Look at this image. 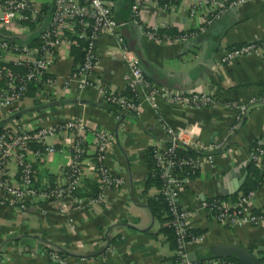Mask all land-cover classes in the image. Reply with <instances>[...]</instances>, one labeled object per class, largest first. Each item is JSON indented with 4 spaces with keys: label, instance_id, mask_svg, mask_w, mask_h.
Wrapping results in <instances>:
<instances>
[{
    "label": "crops",
    "instance_id": "0c3cea01",
    "mask_svg": "<svg viewBox=\"0 0 264 264\" xmlns=\"http://www.w3.org/2000/svg\"><path fill=\"white\" fill-rule=\"evenodd\" d=\"M33 1L45 17L33 25L24 23L14 34L0 30V37L37 46L50 6L47 0ZM188 1L176 0L173 9L146 2L140 11L141 21L176 31L198 29L207 11L202 7L190 10ZM133 2H114L118 21L130 19ZM120 32L139 57L150 85L175 92L207 93L218 104L191 107L158 99L152 105L143 100L139 115L121 111L109 105L103 95L105 91L128 94L127 66L116 48L115 36L105 34L98 40L96 70L89 84L81 87L71 52L75 43L72 39L81 38L75 29L67 30V42L55 52L47 70L53 85L37 81L38 87H30L20 101L1 112L0 130H28L81 118L89 127L85 133L89 156L94 151V131L113 133L106 164L122 182L105 189L96 202L78 196L83 205L67 210H62L59 203L36 198H30L23 209L0 205V264H54L44 252L50 246L63 251L68 264H175L173 247L162 230L166 213L156 217L148 205V200L159 193L157 184L147 183L151 171L149 150L166 144L165 125L181 130L185 140L213 147L212 160H203L196 176L184 178L178 194L191 227L202 237L200 242L187 245L189 259L216 264L218 258L210 250L215 246H240L259 259L264 255V223L218 222L204 201L214 197L234 201L242 193L253 165L257 170L264 166V157L259 166L250 161L254 140L264 134V52L256 50L223 61L225 53L234 47L253 41L264 43V0H245L228 8L199 34L182 42L154 43L132 23ZM34 38L36 44L31 41ZM6 63L10 62H2ZM4 86L0 79V88ZM251 98L255 102L240 121L235 118V110L223 105ZM48 143L56 149L52 154L31 158L36 186L60 185L69 163L64 134L50 137ZM11 179L17 180L18 176ZM86 180H95L93 170L87 167L83 185ZM252 203L255 210L264 209V187L254 190Z\"/></svg>",
    "mask_w": 264,
    "mask_h": 264
},
{
    "label": "built area",
    "instance_id": "2783aa9c",
    "mask_svg": "<svg viewBox=\"0 0 264 264\" xmlns=\"http://www.w3.org/2000/svg\"><path fill=\"white\" fill-rule=\"evenodd\" d=\"M50 6V16L44 23L39 34L36 47L12 41L8 37H0V61L22 67L23 72L12 70L0 64V79L5 86L0 88V114L15 102L20 101L28 90L29 84L44 81L46 85H53L54 79L47 75L55 52L67 42L65 32L75 29L77 35L84 39V55L76 70L79 85L85 87L89 78L97 67L98 40L105 34H112L116 38V48L127 66L125 88L129 92L105 91L106 102L121 111L139 115L141 102L148 101L152 105L158 99L172 104L191 107H210L218 104L215 97L201 92H175L166 87L150 85L146 80L137 54L125 43L120 29L128 23L137 27L141 34L154 43L170 44L185 41L205 29L217 20L228 8L245 0H189L188 7L206 9L202 26L198 29L182 30L171 33L168 27L148 25L141 21L140 11L146 2L159 4V0H134L131 17L127 21H118L113 12L116 0H47ZM176 0H163L160 4L165 9H173ZM42 8L37 7L33 0H0V30L14 34L22 28L24 23H38L45 17ZM260 50L264 52V43L248 42L228 50L223 57L227 61L250 52ZM69 79L65 80V84ZM255 102L254 98L244 103L226 101L223 105L235 110V118L240 121L249 106ZM89 127L81 118H71L67 121L37 127L34 129H13L5 127L0 132V205L25 208L30 198L46 202H56L62 210L68 207H80L84 201L76 195L83 185L84 169L93 170L95 180L99 184L100 192L90 202L101 199L105 189L121 184V178L112 173L106 164V151L113 141L111 132L94 131V151L89 156L85 148V133ZM166 144L152 147V157L161 179L159 192L164 196L171 216L169 225L175 235V264H197L191 261L187 253V245L201 241L199 234L189 231L188 212L180 206L179 191L183 187V180L190 173L199 170L203 160L211 161L212 145H206L193 140H185L182 131L164 126ZM64 134L66 150L69 153V163L63 182L57 186H36L32 179V157L52 154L56 149L48 143L54 135ZM192 150V155H181V152ZM264 157V134L257 137L250 149V161L255 165L261 164ZM12 167V171L10 168ZM10 170V171H9ZM186 175L180 176V171ZM262 177L259 187H264V166L261 168ZM18 176L17 180L11 177ZM254 190L246 194H239L232 202L204 201V206L212 217L221 223H243L259 225L264 223V212L255 211L253 207ZM54 264H68L66 256L61 255L56 248L44 250ZM264 264V255L259 256ZM216 264H238L236 261L223 258Z\"/></svg>",
    "mask_w": 264,
    "mask_h": 264
},
{
    "label": "trees",
    "instance_id": "16d2710c",
    "mask_svg": "<svg viewBox=\"0 0 264 264\" xmlns=\"http://www.w3.org/2000/svg\"><path fill=\"white\" fill-rule=\"evenodd\" d=\"M159 3L162 4L163 0H159ZM30 25H33V23H31ZM168 31L171 32V33H175L176 32V30L173 29V28H168ZM72 40H74L75 43L71 47V52L75 56V63H76L75 70H77L79 65L82 62V59H83L84 47H85L86 42L82 38L81 39H72ZM31 41H33V43L36 44L37 38H34ZM18 43H20V42H18ZM0 63H1L2 66L8 67V68H10L12 70L20 71V72L24 71L22 67H17L15 65L11 64V63H6L5 65H3L1 61H0ZM33 84H34V82L29 84L28 89L30 87L35 89L36 87L39 86L38 85L39 83H37V82L35 83L36 86H34V87H32ZM127 93H129V92L127 91ZM1 130H0V132H1ZM151 151L152 150L150 148V150H149V159H150V169H151V171H150L147 183L148 184L155 183V184H157L158 189H160L162 182H161V179L159 177L158 170H157V168L155 166ZM192 154H194V152L192 150L181 152V155H192ZM253 168L254 169L251 172V175L247 178V180L244 182V184L242 186V193L243 194H246L249 191L255 190L256 188L259 187V182H260V179L262 177V171L261 170H257V168H255L254 165H253ZM197 173H198V171H196L195 173H190L189 172L188 174H189V176L193 177V176H196ZM186 174H187L186 171H185V173L182 170L179 172L180 176H184ZM98 192H99V187H98L97 181L94 180V181L89 183V181L86 180L85 184L81 188L78 189V191L76 192V195L79 196V197H84L85 196V197H88V198H94V197L97 196ZM207 200L208 201H224L222 198H217V197L209 198ZM148 205H149V207L151 208L153 214L156 217H160L163 214V212L166 213V218L164 219V220H166V226H164L162 228V230L167 235V238L170 241V244H171V246L174 249L175 245H176V243H175V235H174V231H173L172 227L169 225V221L171 220V216L169 214L168 206H167V203H166V201L164 199V196L159 192L158 195L154 199H149L148 200ZM255 211L264 212V209H259V210H255ZM189 231L194 233V234H198V232L194 228L189 229ZM48 248H51V246L48 247ZM58 250H59V253L61 255L65 256V253L63 251H61L60 249H58ZM223 258H228V259L236 261L238 264H243V263L239 262L238 260H236L233 257H221V258H218V259H223ZM173 260H174V263H175V256L173 257ZM197 264H204V261H199V262H197Z\"/></svg>",
    "mask_w": 264,
    "mask_h": 264
},
{
    "label": "water",
    "instance_id": "95a60500",
    "mask_svg": "<svg viewBox=\"0 0 264 264\" xmlns=\"http://www.w3.org/2000/svg\"><path fill=\"white\" fill-rule=\"evenodd\" d=\"M210 250L211 254L217 258L233 257L243 264H261L259 259L240 246H215Z\"/></svg>",
    "mask_w": 264,
    "mask_h": 264
}]
</instances>
